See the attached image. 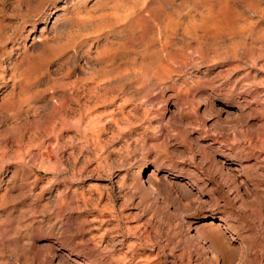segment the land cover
Masks as SVG:
<instances>
[{"label": "rangeland", "instance_id": "1", "mask_svg": "<svg viewBox=\"0 0 264 264\" xmlns=\"http://www.w3.org/2000/svg\"><path fill=\"white\" fill-rule=\"evenodd\" d=\"M0 264H264V0H0Z\"/></svg>", "mask_w": 264, "mask_h": 264}, {"label": "bare ground", "instance_id": "2", "mask_svg": "<svg viewBox=\"0 0 264 264\" xmlns=\"http://www.w3.org/2000/svg\"><path fill=\"white\" fill-rule=\"evenodd\" d=\"M112 8V7H111ZM216 8V7H215ZM215 8L213 7V6H210V7H207V18H206V20H204L203 22H207V23H209L210 25H209V27H213V28H216L219 24H223V23H227V21H226V18L224 17V15H222L219 11H216L215 10ZM219 10H221V9H219ZM130 12V11H129ZM201 13H203V11L202 12H200V15H201ZM128 16V15H127ZM111 20H113V19H111ZM105 21V20H104ZM107 21H109V19H107ZM133 21V20H132ZM220 29V28H219ZM222 29V28H221ZM228 70H230V69H228ZM226 73H228V72H226ZM226 73H225V75H226ZM226 79V78H225ZM229 81V80H228ZM226 82V81H225ZM241 84V83H240ZM234 85V84H233ZM204 97V96H203ZM202 97V98H203ZM243 98V97H242ZM205 99L209 102L208 103V106L210 107V109L214 106V103H215V101H214V98H213V95H211L210 93H205ZM203 101H205V100H203ZM239 104V103H238ZM242 109V108H241ZM240 109V110H241ZM221 110V109H220ZM86 112H88L87 110H86ZM85 112V113H86ZM86 115V114H85ZM244 119V118H243ZM242 119V120H243ZM246 119V118H245ZM245 119H244V121H245ZM241 120V121H242ZM93 121V120H92ZM91 121V122H92ZM97 121H99V119L97 120ZM243 121V122H244ZM94 122V121H93ZM93 122L91 123V124H93ZM243 122H241V123H243ZM95 123V122H94ZM240 123V122H239ZM242 125V124H241ZM237 126V125H236ZM244 126V125H243ZM102 127V126H101ZM102 129V128H101ZM94 131H97V130H94ZM100 132H101V130H100ZM100 132H99V134H98V132L97 133H95V137L97 136L98 138L100 137L99 135H100ZM92 133H94V132H92ZM96 139V138H95ZM94 139V140H95ZM100 142V141H99ZM149 175V174H148ZM150 176V175H149ZM148 176V177H149ZM149 179H151L150 180V182L151 181H153L154 179H153V177H152V175L149 177ZM148 179V180H149ZM148 183V182H147ZM154 183V182H153ZM148 187L152 190V191H154L153 190V188H152V186L150 185V183L148 184ZM206 219V218H205ZM201 222L198 220V221H196L195 222V224H194V229L197 231L198 229H200L199 228V224H200ZM202 224H204V223H202ZM202 226V225H201ZM200 226V227H201Z\"/></svg>", "mask_w": 264, "mask_h": 264}]
</instances>
